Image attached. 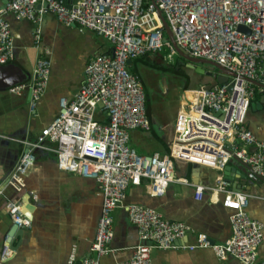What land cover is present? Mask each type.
I'll return each instance as SVG.
<instances>
[{"label": "built area", "instance_id": "2783aa9c", "mask_svg": "<svg viewBox=\"0 0 264 264\" xmlns=\"http://www.w3.org/2000/svg\"><path fill=\"white\" fill-rule=\"evenodd\" d=\"M69 2L11 0L0 8L1 65L14 57L9 15L38 23L50 12L61 23L75 24L112 45L109 52L89 61L84 83L72 100L60 99L58 114L35 144L36 148L55 153L59 169L95 180L103 195L102 214L90 255L78 262L73 254L69 264H101V259L114 251L111 247L115 238L114 213L123 205L129 188L145 184L149 195L162 197L174 182L193 186L198 200L205 191L220 193L224 206L231 210L232 236L228 241L212 243L207 235L199 233L193 244L181 248L192 251L207 248L220 260L234 258L242 264H264L258 255L264 241V224L247 212L249 196L234 192L223 177L214 187L196 186L179 177L175 169L176 161H184L223 171L236 156L264 176V141L247 126L255 94L264 92V88L251 83L256 81L264 86V0ZM38 4L42 5L40 9ZM159 12L181 49L192 57L220 64L234 76L229 77L227 84L210 90L203 86L186 90L170 153L141 155L131 145V132L149 131L151 119L143 82L129 70L128 61L148 54H164V61L173 63L177 52L166 37ZM50 76V60L40 58L32 82L12 87L10 92L29 89L30 106L35 111ZM35 159L30 152L21 156L9 181L14 190L22 191L24 177L33 168ZM7 207L14 225L30 227L19 201L9 202ZM126 209L138 229L139 243L130 260L117 264H154L153 249H178L176 242L192 232L187 223L167 220L154 208L129 204ZM7 250L2 259H6Z\"/></svg>", "mask_w": 264, "mask_h": 264}, {"label": "crops", "instance_id": "0c3cea01", "mask_svg": "<svg viewBox=\"0 0 264 264\" xmlns=\"http://www.w3.org/2000/svg\"><path fill=\"white\" fill-rule=\"evenodd\" d=\"M5 1L0 0V7ZM8 19L14 40V57L7 64H0V189L3 190L0 196V264H69L73 254L79 262L90 255L96 236L103 206L100 186L93 179L59 169L55 153L36 148L35 144L42 130L58 114L60 99L72 100L84 83L89 61L109 52L112 45L77 25L72 27L61 23L55 14H48L38 23L28 19L18 20L13 15H9ZM40 58L50 60L51 76L44 95L33 111L29 89L18 93H11L10 89L32 82ZM140 68L149 67L138 64L139 72ZM148 72L152 78L155 77L154 72ZM164 75L171 76V87L175 86L178 80L173 75ZM204 76L202 85L210 79ZM140 78L144 82L141 72ZM157 81L163 82L164 79L158 78ZM163 85L165 90L170 89L167 79ZM261 97L250 106L247 126L257 137L264 139V105L262 109L257 108ZM184 98L180 100L177 115L184 105ZM147 104L151 129L132 131L131 145L141 155L155 152L168 154L175 135L177 115L170 129V124L165 122L166 111L160 109L154 113L150 109L151 103ZM25 152L35 155V164L24 177L22 191H16L9 181ZM201 167L184 161L175 163L177 175L196 186L214 187L220 178H224L218 170ZM232 175L235 176V184H240L239 187L233 186V182L229 181L232 190L240 193L238 188H242L241 193L249 196L247 212L254 220L264 224V186L251 188L237 174ZM11 201L21 203L24 216L31 224L14 238L11 236L14 223L7 207ZM129 204L154 208L167 220L182 221L192 228L187 237L176 242L180 248L153 249L151 256L154 264H242L234 258L220 260L211 249L192 251L181 248L193 244L199 233L207 235L215 243H225L232 236V226L231 210L224 206L222 194L205 191L202 199L198 200L193 186L177 182L169 184L162 197L149 195L145 184L129 188L123 205L114 213L115 238L111 245L114 251L103 257L101 264H117L133 256L139 235L128 216L126 206ZM6 248V259H2ZM258 255L264 260V241Z\"/></svg>", "mask_w": 264, "mask_h": 264}, {"label": "water", "instance_id": "95a60500", "mask_svg": "<svg viewBox=\"0 0 264 264\" xmlns=\"http://www.w3.org/2000/svg\"><path fill=\"white\" fill-rule=\"evenodd\" d=\"M11 0H6L2 6L0 8H4L5 5ZM63 3H70L69 0H60ZM42 7L41 4L37 5V8L40 9ZM44 8H48L47 4H44ZM48 14H52L50 12H46L43 17H46ZM160 18L162 20L163 26L165 28V32H166V37L167 39L171 42V44L173 45V47L175 48L177 54L182 57L183 59H185L186 61H188V63L186 64L188 66L189 69L194 71V74H199V75H206L209 76L211 79L209 80L208 84H205L203 87L205 90H210L211 88L217 86V85H223V84H227L230 81V76H234V74L230 71H228L226 68H224L223 66H221L220 64L210 61V60H206V59H201V58H195L192 57L191 55H189L188 53H186L183 49H181L175 39V35L172 31V29L170 28L168 22L166 21V19L164 18V16L162 15L161 12H159ZM42 17V18H43ZM75 24H72V27H75ZM241 31H245L247 33H250V31L248 29H245L244 27H240ZM132 62V60L128 61V64L130 65ZM203 65H210L213 66L214 69L218 70V73L215 72L214 70H210L207 71V69L203 66ZM252 84H254L257 87H262L264 88L263 85H261L259 82L256 81H251ZM232 90V86H229V91ZM146 100L149 103L150 102V98H149V94L146 91ZM264 105V92L262 94V97L260 99V105H257L258 109H262V106ZM101 106V105H100ZM250 129V127H249ZM251 130V129H250ZM252 131V130H251ZM253 132V131H252ZM254 133V132H253ZM255 134V133H254ZM255 136L257 137V134H255ZM259 140H263L259 137H257ZM236 164H240V166H237ZM196 166L198 168H202L200 165ZM223 173L224 179L228 180L230 182H233V186H235V176H233L232 174H237L240 180H244L245 181V185H251V188H257V187H262L264 186V176H261L259 174H257L254 169L249 166L248 164H245L244 162H242L239 158H237L236 156H233V158H231V160L229 161L228 165H226L225 169L223 171H220ZM240 184L236 185L239 187ZM251 188L249 190V192L251 191ZM240 193L242 191V188H238ZM30 201V200H28ZM25 229L24 226L21 225H14L13 230H12V237H16V236H20L21 232ZM212 243H215L212 240ZM13 248L15 247L14 245L12 246Z\"/></svg>", "mask_w": 264, "mask_h": 264}, {"label": "rangeland", "instance_id": "374dc122", "mask_svg": "<svg viewBox=\"0 0 264 264\" xmlns=\"http://www.w3.org/2000/svg\"><path fill=\"white\" fill-rule=\"evenodd\" d=\"M107 47H110V45H107ZM173 63H175L178 60L177 54L173 56L172 58ZM181 64H184L181 62ZM206 69L208 70H214L215 72L218 73L217 69H214L213 66L210 65H203ZM188 68V66L186 65ZM148 70H151V72H154L155 77H151L150 73ZM140 72L143 77V84L146 89V91L151 95L150 102L151 106L150 109L152 112L157 113L159 110H164L166 111V118L165 122H168L170 124V129L174 126V121L177 115L178 107L180 105V100L181 98L185 95V92L183 93V90L178 87H171L173 80H171V76L164 75L161 71H158L156 69H150V68H140ZM188 73H191V71L188 70ZM158 78H163L164 81L167 79V84L170 87L169 90L164 89L163 82H158ZM201 77H199L198 81H193V83L199 82ZM211 79V78H210ZM209 79V80H210ZM175 80V79H174ZM180 83V79L178 80ZM207 82L206 84H208ZM205 85V84H204ZM158 118V116H157ZM158 122H161L160 120ZM160 125L157 123V128H159Z\"/></svg>", "mask_w": 264, "mask_h": 264}, {"label": "trees", "instance_id": "16d2710c", "mask_svg": "<svg viewBox=\"0 0 264 264\" xmlns=\"http://www.w3.org/2000/svg\"><path fill=\"white\" fill-rule=\"evenodd\" d=\"M177 56H178V60L175 63H167L163 59L164 54H161L160 56L157 54H148L137 60H133V63L129 66V70L132 73L138 74L140 76L138 64H143L146 67H149L151 69H156L158 71H161L164 74L173 75L174 78H176L177 80L180 79V82L183 84L184 91L188 89L199 88L203 84L202 80L205 76L199 75V74L195 75L193 70L186 67V64L188 63V61H186L179 55ZM155 57L156 58L158 57V58L155 59ZM181 62H183L184 64H181ZM188 70L191 71V73H188ZM199 77H201L199 82L193 83V81H198ZM259 97H261V93L256 92L254 100L258 99ZM147 111L150 114L148 104H147Z\"/></svg>", "mask_w": 264, "mask_h": 264}, {"label": "flooded vegetation", "instance_id": "af4514ba", "mask_svg": "<svg viewBox=\"0 0 264 264\" xmlns=\"http://www.w3.org/2000/svg\"><path fill=\"white\" fill-rule=\"evenodd\" d=\"M178 86H180L181 89L183 88V84L181 82L179 83V81H176L175 82V87H178Z\"/></svg>", "mask_w": 264, "mask_h": 264}, {"label": "clouds", "instance_id": "9594fccd", "mask_svg": "<svg viewBox=\"0 0 264 264\" xmlns=\"http://www.w3.org/2000/svg\"><path fill=\"white\" fill-rule=\"evenodd\" d=\"M207 71H210V70L207 69ZM201 86H204V85H201ZM201 86H200V87H201ZM200 87H199V88H200ZM195 89H198V88H195ZM188 90H191V89H188ZM192 90H193V89H192Z\"/></svg>", "mask_w": 264, "mask_h": 264}]
</instances>
